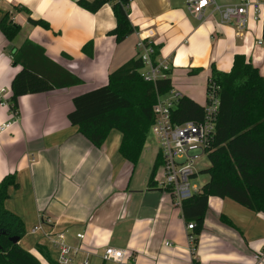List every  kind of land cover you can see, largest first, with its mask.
I'll return each instance as SVG.
<instances>
[{"label": "crops", "instance_id": "crops-1", "mask_svg": "<svg viewBox=\"0 0 264 264\" xmlns=\"http://www.w3.org/2000/svg\"><path fill=\"white\" fill-rule=\"evenodd\" d=\"M78 1L0 0V20L8 14L21 25L13 41L0 30V87L7 89V101L21 70L13 51L26 39L43 46L51 60L82 80L19 97L16 114L10 103L0 102V125H8L0 129V181L16 173L18 187L9 188L5 207L24 223L20 245L43 259L40 245L60 262L58 242L64 234L74 264H109L102 257L107 246L127 253L123 263L114 264H264V213L210 196L193 252L182 207L169 190L149 186L156 158L153 162L145 151L146 143L134 166L119 151L120 131L112 130L99 147L68 117L73 98L107 84L113 70L138 58L143 40L160 47L157 60L171 64L168 77L180 98L201 106L212 67L229 72L237 54L250 58L264 76V5L261 16L249 18L244 29L254 44L246 51L236 23L223 21L214 5L196 17L188 0H132L129 19L137 29L118 42L110 33L116 27L112 4L91 12ZM238 1L216 0L219 5ZM29 17L49 26L33 25ZM90 42L89 56L84 47ZM260 252L261 259H255Z\"/></svg>", "mask_w": 264, "mask_h": 264}, {"label": "trees", "instance_id": "trees-1", "mask_svg": "<svg viewBox=\"0 0 264 264\" xmlns=\"http://www.w3.org/2000/svg\"><path fill=\"white\" fill-rule=\"evenodd\" d=\"M131 1L79 0L78 4L91 12L112 4L116 27L110 33L121 42L137 29L129 19ZM29 22L49 26L43 19L29 17ZM0 30L7 40L13 41L20 33L21 25L5 14L0 20ZM155 50L156 61L160 47ZM84 51L92 55L93 44L88 43ZM13 59L14 64L21 65L11 84L10 107L15 114L19 109L18 99L25 94L82 82L80 77L51 60L44 47L31 39H26L13 51ZM144 67L141 58L130 59L110 73L107 84L75 96L74 109L68 114L70 122L99 147L112 130L120 131L123 137L119 151L134 166L154 122L153 107L158 95L173 89L170 77L156 83L144 79ZM209 81L221 86L216 130L206 150L210 166L202 171L210 178L182 205L186 221L195 223L197 238L203 229L210 196L229 198L264 213V76L250 58L237 54L229 72L213 66ZM203 107L184 96L174 109V119L176 122L201 119ZM160 164L161 158L157 154L149 178L150 187L158 185L154 177ZM11 186L18 187L16 173H8L0 181V264H62L40 245H37V251L43 259L24 249L19 242L11 241L12 236L22 239L25 235L22 219L5 207ZM222 219L228 222L223 216Z\"/></svg>", "mask_w": 264, "mask_h": 264}, {"label": "built area", "instance_id": "built-area-1", "mask_svg": "<svg viewBox=\"0 0 264 264\" xmlns=\"http://www.w3.org/2000/svg\"><path fill=\"white\" fill-rule=\"evenodd\" d=\"M209 5H214L215 10L221 13L223 21L236 23L237 34L242 36L246 51L254 47V44L250 43L248 35L243 32L248 27L249 18L258 19L261 16L264 0H239L237 3L225 5H219L216 0H188V9L196 17H202L204 8ZM257 42L262 44L263 40L259 39ZM138 48V57L145 65L144 71H142L144 79L156 83L159 79L168 78L171 64L166 59L157 60L156 58L157 62L155 61V45L143 40L138 44ZM220 90L221 86L218 83L209 81L201 119L176 122L174 109L180 94L173 89L165 95H158L157 102L153 107L155 119L150 133L159 143L158 154L161 158V164L154 178L160 187L170 191L177 206L182 207L185 200L200 191V187L192 181L194 175L197 174L194 165L202 153L206 154L208 145L214 136L219 113ZM6 92V88L0 87V102L2 104L10 103L5 98ZM7 126V124H2L0 129ZM194 228V222L187 223V229L190 230L188 240L193 244L191 246L193 252L196 250L197 243ZM78 236L83 238L84 234L79 233ZM58 244L61 251L60 262L62 264L72 263V259L68 257L70 246L65 243L64 234L60 235ZM126 254L125 250L107 246L104 248L102 257L104 261L123 263ZM262 256L261 252L254 254V258L257 260H260ZM81 264H88V261Z\"/></svg>", "mask_w": 264, "mask_h": 264}, {"label": "rangeland", "instance_id": "rangeland-1", "mask_svg": "<svg viewBox=\"0 0 264 264\" xmlns=\"http://www.w3.org/2000/svg\"><path fill=\"white\" fill-rule=\"evenodd\" d=\"M145 151L149 154L150 158H153V162H154V158H156V155L159 151V143L154 138L152 133H149V136L147 138ZM209 166H210V160L208 158V155L202 153L194 165V169L196 170V173L198 175L197 177H194L192 180L198 187H201L202 185H204V183H206L209 180L210 178L209 174L202 172L204 169H207ZM106 262H109V264H114L112 263L113 261L107 260Z\"/></svg>", "mask_w": 264, "mask_h": 264}, {"label": "water", "instance_id": "water-1", "mask_svg": "<svg viewBox=\"0 0 264 264\" xmlns=\"http://www.w3.org/2000/svg\"><path fill=\"white\" fill-rule=\"evenodd\" d=\"M11 241H13L14 243H17L20 241V237L19 236H12L10 237Z\"/></svg>", "mask_w": 264, "mask_h": 264}]
</instances>
